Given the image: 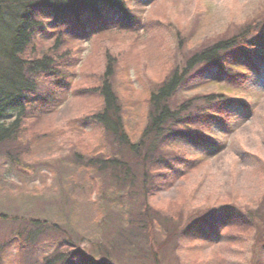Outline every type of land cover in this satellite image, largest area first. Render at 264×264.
Masks as SVG:
<instances>
[{"label":"rangeland","instance_id":"rangeland-1","mask_svg":"<svg viewBox=\"0 0 264 264\" xmlns=\"http://www.w3.org/2000/svg\"><path fill=\"white\" fill-rule=\"evenodd\" d=\"M127 5L140 14L139 25H122V38L98 44L86 34L85 26V35L73 39L70 63L62 68L66 84L52 92V98L46 84L42 87H46L42 95H48L54 103L35 112L37 117L28 131L35 140L15 164L0 157V242L10 241L0 252L4 264H36V257L20 254L12 240L16 225L6 220L19 224L45 219L62 224L67 219L85 240L104 236L103 231L97 234L96 221L103 208L96 203L97 192L90 187V172L78 167L82 159L104 156L109 147L90 119L99 98L87 92L80 96L78 87L92 85L103 74L105 47L117 56L122 54L116 57L111 81L126 133L136 143L147 124L149 95L173 67H181L185 56L204 45L243 30L252 16H264V0H129ZM47 26L53 23L47 22ZM108 28L112 29L110 25ZM176 32L183 39L177 38ZM260 34L248 31L245 35L247 44L261 56L248 52L252 63L243 56L247 55L245 45L229 51L227 67L245 74L244 78L236 74L232 80L224 70L201 64L186 75L175 92L174 107L190 100L201 110L208 108L204 105L206 98L221 95L224 98L212 102L223 100L219 108L222 113H214L220 121L209 119L206 127L199 128L211 140L204 146L177 141L169 144L168 152L182 148L187 157L201 162L190 165L188 176L156 197L153 204L157 208H181L184 217L193 219L200 211L210 209H218L220 214L227 206L255 208L263 196L264 36ZM66 187L70 188L71 199L61 204L60 191ZM225 232L219 241L178 240L175 254L164 255L162 264H249L248 243L232 241ZM43 238L36 250L38 257L54 248L48 233Z\"/></svg>","mask_w":264,"mask_h":264},{"label":"trees","instance_id":"trees-1","mask_svg":"<svg viewBox=\"0 0 264 264\" xmlns=\"http://www.w3.org/2000/svg\"><path fill=\"white\" fill-rule=\"evenodd\" d=\"M127 1L0 0L1 158L17 163L35 140L28 135L37 117L35 112L54 103L52 92L66 84L62 68L71 61L73 39L82 38L88 28L86 34L97 44L109 38L114 41L123 37L122 25H139L140 14L131 11ZM47 22L53 26L48 27ZM242 29L227 39L204 45L185 56L181 67H173L149 95L147 124L136 143L126 133L121 104L111 81L116 57L122 54L115 55L109 47L103 49V74L92 85L78 90L80 96L87 92L99 98L90 119L101 130L109 149L104 156L82 159L78 168L90 172V187L97 192L96 203L103 208L96 221L97 234L103 231L104 236L85 240L67 219L62 224L45 219L19 224L6 220L16 225L12 240L22 256L36 257V264H162L164 255L175 254L178 240L219 241L226 231L230 240L248 243L249 264H264V194L255 208L227 206L220 214L218 209H210L200 211L193 219L190 215L184 217L181 208H157L153 204L173 182L179 183L190 174V165L201 162L187 157L182 148L168 152L169 144L177 141L204 146L211 140L199 128L206 127L209 119L220 121L214 113H222L219 108L223 100L212 102L224 98L221 95L203 100L208 108L201 110L190 100L174 107L175 92L186 75L201 64L224 70L232 80L236 74L244 78L245 74L227 67L229 51L245 45L246 61L251 62L248 52L261 57L247 44L245 35L250 31L264 36V16H252ZM176 36L183 39L179 32ZM45 41L50 43L43 47ZM45 84L51 98L42 95ZM73 160L78 165L77 159ZM68 190L66 187L60 191L61 204L70 201ZM45 233L54 248L50 254L38 257L36 250ZM9 242H0V252ZM0 264H4L1 258Z\"/></svg>","mask_w":264,"mask_h":264}]
</instances>
